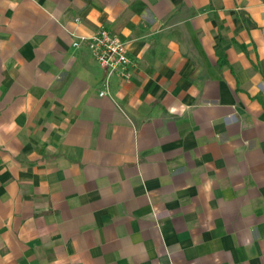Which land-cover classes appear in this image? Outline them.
Segmentation results:
<instances>
[{"label": "crops", "instance_id": "crops-1", "mask_svg": "<svg viewBox=\"0 0 264 264\" xmlns=\"http://www.w3.org/2000/svg\"><path fill=\"white\" fill-rule=\"evenodd\" d=\"M0 264H264V0H0Z\"/></svg>", "mask_w": 264, "mask_h": 264}, {"label": "built area", "instance_id": "built-area-1", "mask_svg": "<svg viewBox=\"0 0 264 264\" xmlns=\"http://www.w3.org/2000/svg\"><path fill=\"white\" fill-rule=\"evenodd\" d=\"M86 45L97 64L106 73L107 79L111 76L130 81L134 67V59L131 57L127 42L117 33L106 26L99 27L90 35L80 37ZM79 41H74L73 45L78 46ZM100 91L99 95H104Z\"/></svg>", "mask_w": 264, "mask_h": 264}]
</instances>
